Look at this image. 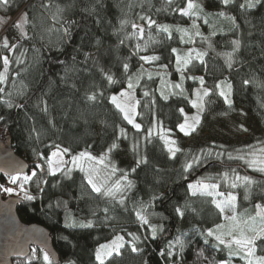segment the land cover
I'll return each mask as SVG.
<instances>
[{
  "label": "trees",
  "instance_id": "trees-1",
  "mask_svg": "<svg viewBox=\"0 0 264 264\" xmlns=\"http://www.w3.org/2000/svg\"><path fill=\"white\" fill-rule=\"evenodd\" d=\"M198 2L203 4L208 13L224 10L235 17L236 27L230 21L218 17H210L209 24H205L204 17L201 16L195 18L196 23L208 40L195 36L191 29L192 20L171 10L184 6L185 0H176L171 7L166 4V0H101L103 6L96 0H12L8 10L0 9V29H3L0 30V39L7 35L11 43H17V48L11 54L0 48V55H9L12 60L9 79L0 85L5 89L4 93H0V116L3 117L0 120V136H9L13 151L25 159L30 168L39 175L40 170L35 165L44 164V161L40 160L38 154L47 156L55 149V145L68 147L73 153L92 145L89 150L94 155H99L119 135V127H123L127 134L126 139L121 137L118 141V150L110 154V160L118 168L127 171L128 179L134 184L130 191L123 193L125 204L121 205L116 200L93 193L78 169L73 170L71 179L60 173L55 177H47L48 183L41 184L44 191L39 192L31 201L23 198L21 190L17 195L18 217L24 222L42 224L49 231L58 257L57 263L53 264L70 261L74 264H97L94 252L98 245L110 241L117 234L124 236L126 242L130 241L129 232L140 237L138 247L143 251L133 253L130 244H126L123 256L117 257L113 264H170L166 257L160 255V250L166 249L168 241L182 232L188 233L185 239L189 241L181 254L182 264H197L196 252L201 249L209 260L222 261L227 258L226 250L213 249L212 244H206L204 236L199 234L221 221L218 211L210 203V197L189 196L187 184L210 176L213 178L212 182L221 184V191L231 190L237 195L238 210L249 208L253 211L256 203L264 204V174L248 168L243 162L227 158L228 152L235 155V149H246L248 145L264 147V143H261L264 142V87L258 86L259 82H264V6L241 10L239 3L243 0H236L235 5L226 8L219 0ZM44 4H49L50 7H42ZM58 5L65 9L63 18L75 22L71 27L70 40L64 38L60 24L51 18ZM165 8L168 10L165 11ZM25 12L30 19V24L25 26L29 39L22 40L12 24ZM141 16L151 17L158 24H178L188 28L193 42L181 43L180 34L175 31L171 39L167 38V34H157L155 28H147L140 19ZM120 19L129 21L123 32L118 31ZM97 20L100 22L97 23ZM131 23L144 25L145 40L147 33L151 32L161 41L140 53L159 55L160 61L145 63L139 60L138 55H133L138 39H125L124 44H120L119 41L125 38L126 33L132 32ZM211 31L216 34L210 35ZM233 39L240 40L241 47L234 54L235 62L229 69L224 57L218 53L231 52ZM172 48H177L181 54L191 48L207 53L204 65L193 61V65L184 73L183 86L189 99H194L192 93L201 85L198 80L187 79L188 76H203L204 87L212 89L214 93L210 97L211 103L201 116L197 131L189 136H184L177 128V124L182 123L184 118L179 109L184 108L185 113H191L195 109L182 96H170L165 101L157 91L160 87V76L156 75L158 72L166 71V79L172 83L180 81ZM85 52L93 56L87 63L84 62ZM18 56L24 61L22 64L15 62V57ZM73 56L76 57L75 61L72 60ZM59 61H65L71 71ZM124 62L130 65L128 75L136 73L141 65L153 74L151 80L145 74L135 88L136 100L140 101L137 106L139 115L136 117V122L142 126L139 133L122 119L109 101L111 93L127 88V76L122 67ZM160 64H167L168 68L161 69ZM100 68L113 75L116 83L109 84ZM2 70L0 61V71ZM16 73L19 75H15ZM61 77L65 79L62 80ZM226 78L233 85L231 107L224 103L215 89V84ZM245 79L252 83L243 84ZM21 84L27 86L23 97L17 95L15 90ZM144 91H148L150 95L145 97ZM9 92L12 93V101L23 107L8 108L2 102L10 98ZM93 93L97 95V99L89 101L87 96ZM44 101L47 102V112L43 111ZM153 112L158 125L170 129V136L182 149L175 157H170L158 135L150 138L151 143L145 139L147 130L152 127ZM241 125L248 131H243ZM136 142H139V156L146 157L148 162L132 172L137 158L132 146ZM201 149L212 150V157L190 173H183L182 165L186 158H190V154H200ZM217 152H224L225 155L216 159ZM44 166L46 169V165ZM230 167H235L241 175L247 174L258 181L248 200H244L243 187L230 189L219 180V175ZM119 176L120 172H117L112 178ZM6 181H9L8 176L0 174V185L4 186ZM21 182L15 185L19 188ZM24 188L27 190V184ZM0 193L2 196L6 195L3 191ZM154 195L160 199L152 201L153 207L149 211L165 218L151 217L153 224L163 225L164 228L153 240L147 226H141L136 221L135 210L140 202L148 203ZM119 199L120 196H117V200ZM58 201L61 202L59 206ZM63 201H67V208ZM186 201L196 211H186L183 217L176 215L175 207L183 206ZM105 208L108 209L107 213ZM68 213L78 221L91 219L95 226L91 229L66 227ZM106 216L111 219L105 220ZM196 229L199 231H195ZM146 236L148 239H145ZM33 249L37 253L36 259H31ZM174 252L179 254V249H174ZM235 260L234 257L233 264ZM11 264H44L43 252L41 248L31 246L24 258H12Z\"/></svg>",
  "mask_w": 264,
  "mask_h": 264
},
{
  "label": "snow or ice",
  "instance_id": "snow-or-ice-1",
  "mask_svg": "<svg viewBox=\"0 0 264 264\" xmlns=\"http://www.w3.org/2000/svg\"><path fill=\"white\" fill-rule=\"evenodd\" d=\"M96 2L103 6L101 0H96ZM175 2L176 0H166V4L169 7H171ZM219 2L226 8L229 5H235L236 0H219ZM11 4L12 0H0V9L8 10ZM258 6H264V0H243L242 3H239V8L241 10H252L256 9ZM42 7L48 8L50 5L44 4ZM129 7H131V5H129ZM167 10L168 8H165V11ZM171 10L173 12H178L181 17H188L191 19V29L194 30V35L201 37L205 41L208 40V37H205L200 31V26L196 23L195 18L203 16L205 24H209L210 17L223 18L230 21L234 28L236 27L235 17L228 15L224 10H220L215 13H208L205 11L203 4L198 2V0H185L184 6L171 8ZM64 11L65 9L58 5L56 12L53 13L51 18L57 24H60V28L63 30L64 38H66V40H70L71 27L75 22L64 19ZM140 19L145 22L149 30L155 28L157 34H167L168 39H171L173 31H175L180 34L181 43L193 42V36L190 34L188 28H184L178 24L175 26L169 24H158L157 21L148 16H141ZM61 21L63 22L61 23ZM99 22L100 21L97 20V23ZM4 24H7L6 19L4 20ZM28 24H30V19L26 12L21 13L17 20L12 24V28L18 32L19 38L22 40L29 39L25 27ZM119 24L120 28L118 31L123 32L125 27L129 24V21L127 19H120ZM211 27L212 26L210 25V28ZM131 28L132 32L126 33L125 38L119 41L120 44H124L125 39L129 38L138 40L144 39L146 34L144 26L131 23ZM49 31H51V29H49ZM215 34V31L210 32V35ZM185 37H187V39H185ZM160 43V40H157L151 32H148L147 39L144 40L143 44H135V51L133 55H138L139 60L145 63L160 61L161 57L159 55H140L141 52L146 51L151 45ZM231 45V52L218 53V55H222L224 57L225 64L229 69H231L234 65V54L240 50L241 42L238 39H233L231 41ZM211 46L212 45L209 43V47ZM0 48L7 50V52L11 54L13 50L17 48V43H11L9 37L5 35L2 39H0ZM171 53L175 56V68L176 71L180 73V81L172 83L166 79V71L164 73L158 72L156 75L160 76V87L157 91H159L161 98L165 101H167L170 96H182L184 99L188 100V103L192 108L196 109V113L190 118L185 114L184 108L179 109L181 116H184V121L177 124V128L184 136H189L197 131L199 125L201 124V116L205 112L206 106L211 103L210 97L214 93L212 89L204 87L205 79L203 76H188L187 79L198 80L201 85L199 89L194 90L192 93L195 99H189L183 86V81L185 79L184 73L189 69L190 65H193V61H199L201 65H204V57L207 53L196 48H191L183 54H181L180 50L177 48H172ZM83 55L85 63H87L89 59L93 58L92 54L89 52H85ZM21 56H23V52H21ZM75 59L76 57L73 56L72 60L75 61ZM0 61H2L3 65V70L0 71V85H2L9 79V65L12 63V60L9 55H0ZM15 62L17 64H22L24 61L18 56L15 57ZM59 63L65 65L66 69L71 71V69L67 68L65 61H59ZM122 67L127 76V89L120 91L118 95L110 96L109 101L115 106L119 114L122 116V119L126 121L128 125H131L137 133H139L142 126L140 123L136 122V117L139 115L137 112V106L140 104V101L136 100L135 88L145 74H147L149 80L152 79L153 74L151 72H147V70L143 68V65H141L136 73L131 75H128L130 72V65L128 62H124ZM159 67L161 69H167L168 65L160 64ZM100 71L104 74V77L109 84L116 83L113 75L105 72L103 68H100ZM15 75H19V73H16ZM61 79L63 80L65 77H61ZM250 83H252V81L249 79L243 80V84L245 85ZM258 86L264 87V82H259ZM215 89L218 90V94L223 98L224 103L231 107L233 89L231 82H229L227 78L223 81H218L215 84ZM15 90L17 95L23 97L27 91V86L21 84ZM4 92L5 89L0 87V93ZM100 95L102 96L103 93ZM143 95L148 97L150 93L148 91H144ZM8 96L10 97L8 100L2 101L8 108L23 107V105L15 104L12 101L11 92L8 93ZM87 99L89 101H95L97 99V95L93 93L92 95H88ZM43 103V111L47 112V102L44 101ZM152 103L154 104L155 101L153 100ZM145 107H148V105H145ZM0 120H3L2 116H0ZM158 124L159 122L156 119V114L153 112L152 127L147 130L145 139L151 143L152 141L150 138L154 135H158L159 139L163 141V145L170 157H175L178 152L182 151V149L177 146V141L171 139L168 135L171 131L170 129H165L160 126L159 131H156ZM240 127L243 131H248V129L244 128L243 125ZM33 131L36 130L33 129ZM37 135L39 136V133ZM121 137L125 139L127 138V134L123 127H119V135H117L113 142L108 145L106 151L102 152L99 156L93 155V153L89 150L92 148V145H88L84 150L75 153H73L68 147L61 148L60 145H55V150L50 152L47 156L44 154H38L40 160L44 161V164L37 163L35 165V168L40 170L39 175L36 171H33L31 175L23 176L17 172L15 174H9V182L15 185L22 181L19 183V188L24 193L23 198L31 201L35 199V197L27 192L24 185L33 180L34 177L36 178L38 191L43 192L44 188L40 187V185L48 183L47 177H55L58 173H60L63 177L71 179L73 170L78 169L83 173V179L86 184L90 186L93 193L111 198L112 200H116L117 203L123 205L125 204L123 193L130 191L134 187V184L128 179L129 173L118 168L117 165L110 160V154L119 148L118 141ZM220 147L223 148L222 145ZM138 148L139 142L134 143L132 150L136 153L137 158L135 160L136 167L131 169L132 172H135L136 168L141 164H146L148 162L146 157L139 156ZM234 151L236 153L235 155H233L232 152L227 153L228 160L243 162L248 168L264 174V147L256 148L255 146L248 145L246 146V149L238 148ZM187 155L189 154H186V156ZM212 155L213 152L210 149H201L200 154H190V158H186L182 165L183 173H190L209 157H212ZM224 155V152H217L215 157L216 159H220ZM65 156H69L70 158L65 159ZM45 164L46 169L44 166ZM117 172H120V176L119 178L113 180L112 177L116 176ZM184 178L187 179L186 176ZM212 180L213 178L208 176L197 179L195 182H189L187 184L186 191L188 195L192 197L201 196L211 198L210 203L218 211L221 222L215 224L213 228H208L206 231H202L199 234L204 236V242L206 244H212L213 249H219L221 251L226 250L227 258L222 261H216L215 259L209 260L201 249L196 252L197 264H204V261H207V264H233L234 257L238 258V261L242 262V264H264V204L256 203L254 205V211H251L249 208H245L243 211H240L238 210L237 195L231 190L228 192L221 191V184L219 182H212ZM219 180H222L224 185L228 186L230 189L243 187L244 200L249 199L253 186L258 184V181H256L252 176L247 174L241 175L235 167H230L228 171L221 173L219 175ZM57 183L59 182L57 181ZM53 187H55V185H53ZM0 191L11 194L14 189L12 187L0 185ZM117 196H120L119 200H117ZM158 199H160V197L154 195L148 203L140 202L139 207L135 210L136 221L141 226H147V231L153 240L157 238L158 232L164 231L163 225H157L151 222V217L154 216H159L160 219L165 218L156 212L149 211V209L153 207L152 201ZM60 203L61 202L58 201L57 206H59ZM62 203L64 207L67 208V201H63ZM104 211L107 213L108 209L105 208ZM174 211L176 215L183 217L186 211L195 212L196 210L186 201L183 206L175 207ZM93 215H95V213H93ZM109 219L111 218L107 216L105 217V220ZM65 226L69 228L91 229L95 225L94 221L91 219L78 221L73 218L70 213H68L66 215ZM195 231L199 230L196 229ZM128 235L131 237V240L127 242L125 241L124 236L117 234L109 242L100 244L94 252L97 264H106V262L107 264H113V261L117 257L123 256V250L125 249L126 244H130L131 252H142L143 250L138 247L140 237L133 232H129ZM187 236L188 233L182 232L180 235L170 239L167 243L166 249L160 250V255L162 257H166L170 264H182L181 254L183 253L186 244L189 243V241H186L185 239ZM208 238L212 239L209 240ZM145 239H148V237L146 236ZM177 248L179 249V254L173 251ZM41 251L43 252L44 264H53L50 253L44 251V249H41ZM36 258L37 253L36 250L33 249L31 259ZM69 264H74V262L70 261Z\"/></svg>",
  "mask_w": 264,
  "mask_h": 264
},
{
  "label": "water",
  "instance_id": "water-1",
  "mask_svg": "<svg viewBox=\"0 0 264 264\" xmlns=\"http://www.w3.org/2000/svg\"><path fill=\"white\" fill-rule=\"evenodd\" d=\"M29 169L28 162L13 151L9 136H0V174H23ZM18 201L17 195L0 193V264H11L12 258H24L31 246L44 249L53 263H57L49 231L42 224L22 221L16 213Z\"/></svg>",
  "mask_w": 264,
  "mask_h": 264
},
{
  "label": "rangeland",
  "instance_id": "rangeland-1",
  "mask_svg": "<svg viewBox=\"0 0 264 264\" xmlns=\"http://www.w3.org/2000/svg\"><path fill=\"white\" fill-rule=\"evenodd\" d=\"M136 24H140V25H142V26H144L142 23H136ZM144 40L145 39H142V40H138V43H140V44H143L144 43ZM127 88H123V89H121V90H119V91H117V92H113V93H111V95L110 96H112V95H118L119 94V92L120 91H122V90H126ZM194 99H195V97H194ZM196 113V109H195V111H193V112H191V113H185L189 118L190 117H192L194 114ZM183 121H184V118H183ZM182 121V122H183ZM159 128H160V126L159 125H157V127H156V131L158 132L159 131ZM168 135L170 136V134L168 133ZM170 138L172 139V137L170 136ZM55 150V149H54ZM54 150H52V151H54ZM94 155V154H93ZM100 155V154H99ZM99 155H97V156H99ZM46 165V164H45ZM34 170L32 169V168H30L27 172H25V175H31L32 174V172H33ZM117 178H119V177H117ZM117 178H115V179H117ZM113 180H115L114 178H112ZM8 184H11L12 185V188L14 189V191H13V193H11L12 195H19V192H20V188H18L16 185H14V184H12V183H10L9 181H6ZM5 186V185H4ZM6 187V186H5ZM40 187H41V185H40ZM27 191L29 192V193H31L33 196H37L38 194H39V191H38V189H37V184H36V178L34 177L33 178V180H31V181H29L28 183H27ZM7 194H9V193H6V195ZM253 211H254V209H253ZM221 222V221H220ZM219 222V223H220ZM107 242H109V241H107ZM107 242H104V243H107ZM101 244H103V243H101ZM100 245V244H99ZM98 245V246H99ZM174 251V250H173ZM235 264H239V261H238V258H236V260H235V262H234ZM62 264H69V262H64V263H62Z\"/></svg>",
  "mask_w": 264,
  "mask_h": 264
},
{
  "label": "built area",
  "instance_id": "built-area-1",
  "mask_svg": "<svg viewBox=\"0 0 264 264\" xmlns=\"http://www.w3.org/2000/svg\"><path fill=\"white\" fill-rule=\"evenodd\" d=\"M4 185H5L6 187H12V185H11V184H8L7 182H4Z\"/></svg>",
  "mask_w": 264,
  "mask_h": 264
}]
</instances>
